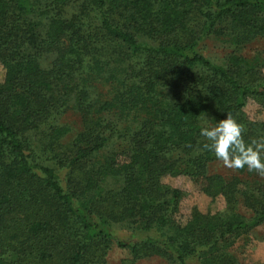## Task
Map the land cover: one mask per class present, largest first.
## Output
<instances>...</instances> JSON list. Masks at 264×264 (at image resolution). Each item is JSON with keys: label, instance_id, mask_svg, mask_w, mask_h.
Here are the masks:
<instances>
[{"label": "trees", "instance_id": "trees-1", "mask_svg": "<svg viewBox=\"0 0 264 264\" xmlns=\"http://www.w3.org/2000/svg\"><path fill=\"white\" fill-rule=\"evenodd\" d=\"M206 41L229 51L211 60ZM254 43L264 0H0V264H107L112 247L123 264H238L264 176L208 174L200 128L231 115L264 136L244 111H264ZM175 177L223 209L180 223Z\"/></svg>", "mask_w": 264, "mask_h": 264}, {"label": "rangeland", "instance_id": "rangeland-1", "mask_svg": "<svg viewBox=\"0 0 264 264\" xmlns=\"http://www.w3.org/2000/svg\"><path fill=\"white\" fill-rule=\"evenodd\" d=\"M264 49L263 43H254L246 47L243 51L245 54H253L258 50ZM200 53L205 57L214 61H220L229 51L226 46L213 41L204 42L199 49ZM264 72V69H263ZM2 69L0 68V80L2 79ZM247 117L253 121H264V111L261 110L255 103L248 102L244 108ZM74 116L67 117L68 123L75 122ZM74 127L77 125L72 124ZM77 127L75 128V131ZM208 174H217L223 177H232L234 169L226 168L221 161H215L208 164ZM163 182L170 187L181 190L185 193V198L181 202L179 214L177 218L180 223H185L190 210L195 207L202 212L216 213L223 209L221 199L212 201L211 199L200 193L199 188L192 184L187 178L175 177L165 178ZM124 234V233H123ZM120 236L122 234H119ZM233 254L236 257L238 264H263L264 262V227H259L247 238L241 239L233 248ZM129 256L127 252L112 247L108 252L107 264H123V260ZM135 264H168L159 258H150L138 261Z\"/></svg>", "mask_w": 264, "mask_h": 264}, {"label": "clouds", "instance_id": "clouds-1", "mask_svg": "<svg viewBox=\"0 0 264 264\" xmlns=\"http://www.w3.org/2000/svg\"><path fill=\"white\" fill-rule=\"evenodd\" d=\"M244 127L231 115L214 125L205 123L200 136L206 141L203 149L211 151L229 169H247L264 176V136L245 140Z\"/></svg>", "mask_w": 264, "mask_h": 264}]
</instances>
